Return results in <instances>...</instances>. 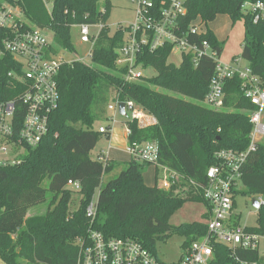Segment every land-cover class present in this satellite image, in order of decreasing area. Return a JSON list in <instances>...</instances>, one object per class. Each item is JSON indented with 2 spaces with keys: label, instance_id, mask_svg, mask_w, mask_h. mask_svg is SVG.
Wrapping results in <instances>:
<instances>
[{
  "label": "trees",
  "instance_id": "16d2710c",
  "mask_svg": "<svg viewBox=\"0 0 264 264\" xmlns=\"http://www.w3.org/2000/svg\"><path fill=\"white\" fill-rule=\"evenodd\" d=\"M17 5L37 27L52 34L53 50L74 52L71 31L79 25L101 24L89 63L74 61L61 66L57 76L59 100L51 114L48 132L36 148H26L21 162L0 167V260L4 264H75L78 249L75 239L85 237L89 229L106 238L133 239L156 254V243L173 235L184 239L182 247L205 235L204 222L170 225L171 217L186 203H207L201 192L188 184H204L206 172L218 164L215 154L223 149L244 151L249 144L251 124L247 111L253 106L242 97L238 80L225 89V111H213L201 105L215 72V63L201 57L196 64L187 55L176 65L169 63L171 45L154 52L147 49L137 55L145 68L156 75L140 82H128L123 70L115 65L123 43V33H111L107 22L112 9L110 0H52L49 10L43 0H2ZM159 4L162 0H155ZM264 0H188L182 29L200 20L205 27L218 16L232 23L242 21L244 38L241 57L252 71L264 79V19L254 23L243 14L245 2ZM184 31V30H183ZM6 32L0 30V51ZM190 43L206 41L221 55L223 42L211 30L188 36ZM15 68L9 55L0 56V94L11 99L7 73ZM179 95L174 97L162 92ZM112 91L111 96L108 95ZM189 99V100H186ZM116 101H134L156 123L145 128L125 118L130 129L128 145L156 142L159 164L182 176L181 190L163 191L156 184L144 183L142 168L150 166L130 160L116 163L93 159L91 154L101 137L97 122L105 108ZM106 128H110L108 117ZM124 166L119 175L103 183L106 175ZM68 181L78 182L80 191L67 188ZM242 184L251 195L264 196V144L248 156L243 167ZM96 198L94 218L87 209ZM73 194L80 196L78 208L70 211ZM47 212L27 218L30 209L47 202ZM207 219L206 213L203 220ZM252 231L264 234V204L257 209V226ZM245 260L259 259L258 253H239ZM214 264H238L223 246L216 247Z\"/></svg>",
  "mask_w": 264,
  "mask_h": 264
},
{
  "label": "built area",
  "instance_id": "2783aa9c",
  "mask_svg": "<svg viewBox=\"0 0 264 264\" xmlns=\"http://www.w3.org/2000/svg\"><path fill=\"white\" fill-rule=\"evenodd\" d=\"M135 6L134 19L130 24H118L116 30L123 33V43L117 52L115 65L123 70L128 82H140L145 78V68L137 61V55L147 49L154 52L165 45H171V54L180 57L191 55L196 64L203 57L215 63V72L208 92L202 102L213 111H225V89L229 82L238 80L242 97L253 106L247 111L251 132L249 144L244 151L223 149L215 154L218 161L206 172L204 184L188 181L190 186L201 192L207 203L205 235L189 245L181 246L179 258L171 264H214L216 247L223 246L238 264H259L257 260H245L239 253H258L264 260V234L243 226L236 212L235 197L238 185L242 184L243 167L248 156L264 144V79L256 75L241 57L221 60V55L206 41L190 43L188 36L205 33L206 27L200 20L192 21L187 29H182L181 20L187 13L188 0H126ZM241 11L250 14L253 22L264 19V2H245ZM78 29L81 44L86 46L83 55L78 56L67 50L54 51L52 34L32 24L21 9L14 4L0 0V30L6 32L0 56L9 55L15 68L7 73L9 89L18 91L11 99H2L0 94V167L21 162L26 148H36L48 132L51 114L56 109L59 93L57 76L61 66L74 61L89 63L101 24H83ZM97 28V34L92 29ZM115 30V31H116ZM184 30V31H183ZM170 54V56H171ZM125 104L126 117L119 115L117 105ZM114 116L108 118L110 128L100 127L102 134L112 131L117 121L115 116L136 122L145 128L156 123L155 118L134 101H116L108 105ZM127 134L130 129L126 125ZM131 160L155 168V184L158 189L178 193L182 176L174 170L159 164V146L156 142L128 145ZM103 161L102 157H99ZM67 188L80 191L78 182L68 181ZM259 206L264 202L257 200ZM96 201L87 209V216L94 218ZM78 249L75 264H165L133 239L106 238L102 233L89 229L85 237L76 238Z\"/></svg>",
  "mask_w": 264,
  "mask_h": 264
},
{
  "label": "rangeland",
  "instance_id": "374dc122",
  "mask_svg": "<svg viewBox=\"0 0 264 264\" xmlns=\"http://www.w3.org/2000/svg\"><path fill=\"white\" fill-rule=\"evenodd\" d=\"M46 7L50 10L52 6V0H43ZM112 4V9L110 12V16L107 22V26L110 28L111 33L115 32L118 24H130L134 19V11L135 6L126 0H110ZM209 30L215 35L216 39L219 42H223V49L221 52V60L227 62L230 61L231 58L239 57L242 53V40L244 38V25L242 21H238L236 23H232L228 16H218L213 22L208 23ZM93 34H97V28L92 29ZM71 41L76 49V53L78 56L83 55L85 52L86 46L81 44L78 34V29L73 28L71 31ZM169 63H174L176 65L180 64V57L176 52H173L169 57ZM145 78H151L156 75V71L153 68H148L145 70ZM163 93L180 97L179 95L163 91ZM108 96L112 97V91ZM186 100H189L186 98ZM202 105V104H201ZM117 123L119 118L115 117ZM101 143L105 141V138L101 137ZM100 143V142H98ZM102 144H98L93 153L91 154L92 158L95 159L96 153L99 151L100 146ZM124 166H122V169ZM150 172L146 173L143 176L144 183L147 186L155 185V168L153 166L147 167ZM143 170V173L145 170ZM121 171L114 170L108 175H106L103 179V183H107L109 180L117 177ZM154 180V183H153ZM98 195V191L94 196V200H96ZM264 202V196L262 195H250L248 190L243 184L238 185V194L235 197L236 204V212L240 215V221L243 226H247L250 228L257 226V209L253 207V200H260ZM93 200V201H94ZM50 196L47 197V202L44 204L38 205L32 209H30L27 213V218L29 217H38L44 215L49 208ZM80 201V196L77 194H73L72 201L70 204V211H74L78 208V204ZM206 212V207L203 203H186L179 211H177L170 219V225L178 226L181 224H187L192 222H205L203 220V215ZM76 240V239H75ZM184 242V239L180 236L173 235L169 239L165 241H158L156 243V255L158 259L165 263L171 264L176 261L181 253V246ZM0 264H4L0 260Z\"/></svg>",
  "mask_w": 264,
  "mask_h": 264
},
{
  "label": "crops",
  "instance_id": "0c3cea01",
  "mask_svg": "<svg viewBox=\"0 0 264 264\" xmlns=\"http://www.w3.org/2000/svg\"><path fill=\"white\" fill-rule=\"evenodd\" d=\"M206 28H208V25L206 26ZM110 104L112 103H109L108 105ZM108 105L105 108L104 115L101 117L102 120L100 122H97L98 123L97 126L99 127H105L107 125L106 118L107 117L109 118L110 116H114V112L108 111ZM117 118H119V121L111 131L110 137L106 138L103 136L102 138H105V141L103 143H101V140L99 141L100 143L98 144H102V145L100 146L99 151L96 153L95 159H97L98 157H102L103 160H112L116 163H126L131 160L129 154L126 151V148L128 146V141H127L128 134L126 131L127 127L126 124H124L123 119L121 117H117ZM147 167L149 168V166H144L142 168V173L143 170L146 169ZM116 170L121 171L122 166L118 167ZM149 172L150 171L146 169L145 172L143 173V176Z\"/></svg>",
  "mask_w": 264,
  "mask_h": 264
},
{
  "label": "water",
  "instance_id": "95a60500",
  "mask_svg": "<svg viewBox=\"0 0 264 264\" xmlns=\"http://www.w3.org/2000/svg\"><path fill=\"white\" fill-rule=\"evenodd\" d=\"M117 110H118V113L119 115H121L122 117H126V113H125V104L124 103H119L117 105ZM252 205L254 208L258 209L260 206H259V203L257 200H253L252 201Z\"/></svg>",
  "mask_w": 264,
  "mask_h": 264
}]
</instances>
